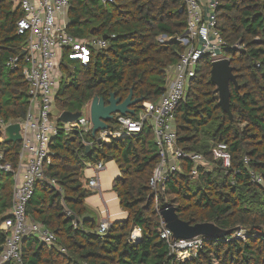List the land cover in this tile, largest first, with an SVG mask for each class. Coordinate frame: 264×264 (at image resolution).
<instances>
[{
  "label": "trees",
  "instance_id": "obj_1",
  "mask_svg": "<svg viewBox=\"0 0 264 264\" xmlns=\"http://www.w3.org/2000/svg\"><path fill=\"white\" fill-rule=\"evenodd\" d=\"M70 5V21L79 19L68 26L74 37L84 41L108 36V40L107 48L93 50L87 66L74 61L62 65L57 110L80 113L94 96L109 105L112 95L124 101L132 91L134 99L143 101L132 106L135 114L129 115L136 117L143 103L157 102L167 89L169 69L185 49L176 40L187 29L183 1L70 0ZM21 15L11 0H0V117L5 121L25 119L30 106L22 69L6 67L24 48L25 40L16 32ZM217 19L227 46L223 57L230 59L239 84L238 91L230 86L231 118L219 105L217 87L211 82L212 66L204 58L185 101L176 109L175 123L178 146L202 154L211 164L193 177V162L183 160V172L172 175L158 201L161 208L174 206L179 217L192 225L210 222L231 233L206 237L197 258L176 261L160 237V216L150 187L160 161L153 129L146 126L138 135L90 151L84 142L96 141L92 134L60 131L50 146L52 162L45 174L56 180L63 193L39 184L27 211L56 235L57 245L27 237L22 243L23 264H264V187L250 175L251 170L264 178V0H219ZM161 36L167 40L160 41ZM109 125L114 129L115 120ZM218 143L229 147L232 167L228 170L213 161L212 148ZM20 148L19 142L0 141L4 162L16 168ZM112 161L120 169L112 191L128 218L112 222L106 236L100 237L95 232L99 221L93 218L75 228L63 202L79 218L91 214L85 201L95 191L83 182L87 165ZM13 188V175L0 171V225L12 206ZM237 227L248 232L246 240L232 239ZM135 228L142 231L136 244L130 242ZM5 242L0 230V253Z\"/></svg>",
  "mask_w": 264,
  "mask_h": 264
},
{
  "label": "built area",
  "instance_id": "obj_2",
  "mask_svg": "<svg viewBox=\"0 0 264 264\" xmlns=\"http://www.w3.org/2000/svg\"><path fill=\"white\" fill-rule=\"evenodd\" d=\"M11 1L22 14L16 23V32L25 40L22 50L25 55L11 57L6 67L10 70L22 69L29 85L30 106L23 120L5 121L0 117L1 142L6 140V129L12 124L20 125L21 135L16 168L5 163V154H0V171L11 173L14 181L12 206L0 225V230L6 235L5 245L0 253V264H23L22 243L27 237H36L49 246L57 245L56 235L27 212L37 185L44 184L60 194L63 193L56 180L45 174V167L52 162L50 146L53 140L60 131L92 134L94 127L90 114L91 103L83 109L77 121L66 124L59 121L62 112L56 108V98L62 81L61 67L69 61L87 66L91 62L93 50L107 48V40L92 37L81 41L69 32L70 0ZM101 1L108 3L113 0ZM182 1L187 12V29L186 34L176 40L185 49L179 62L169 69H173L174 75L168 81L164 94L157 102L143 103L136 117L116 114L114 129L109 127L108 130L99 131L94 137L96 141L84 142L86 147L92 149L94 146L111 145L115 139L138 135L146 126L153 129L160 161L154 169L150 187L154 192L156 211L160 216V237L167 243L170 256L176 261L197 258L206 237L174 240L173 232L161 215V211L170 205L165 204L162 208L159 206V192L172 175L183 172V160L189 159L193 162L190 172L193 177H197L200 168L209 166L211 161L202 154L186 152L178 146L175 112L180 103L185 101L201 61L208 58L212 64L224 58L223 54L227 49L217 29L219 0ZM159 40H167V37L161 36ZM212 156L213 161L218 162L224 170L232 167V158L226 143L216 144L212 148ZM87 166L93 170L94 175L84 182L85 187L93 191L100 189V174L106 168V163H89ZM250 175L254 183L264 187V178L260 173L250 170ZM64 213L70 219L75 216L68 207H64ZM71 221L75 228L83 227L82 218ZM111 225L110 220L103 219L95 232L104 237ZM141 233V229L135 228L130 242H139ZM247 233L240 228L233 233L232 239L246 240ZM61 251L65 252V249Z\"/></svg>",
  "mask_w": 264,
  "mask_h": 264
},
{
  "label": "water",
  "instance_id": "obj_3",
  "mask_svg": "<svg viewBox=\"0 0 264 264\" xmlns=\"http://www.w3.org/2000/svg\"><path fill=\"white\" fill-rule=\"evenodd\" d=\"M79 22V19L71 20L70 23L74 24ZM94 30H92L93 34ZM104 40H108V36H103ZM22 56L25 55V51L22 52ZM211 82L217 87V93L219 97V105L224 112L228 113L231 118V84H233L236 91L239 90V84L237 78L234 74V68L231 66V61L228 58H221L214 61L211 64ZM143 102L140 99H134L133 92L131 91L130 95L126 100L121 101L112 95L109 100V105H106V102L94 96L91 107L90 114L91 120L94 125L92 130V135L95 137L99 131L108 130L110 125L109 122L114 121L116 114H132L135 112L132 109V106ZM82 113L72 114L69 112H63L60 116L59 121L62 123H73L81 117ZM6 143H16L21 141L20 135V125L12 124L6 129ZM101 144V141H99ZM91 149L87 147V151ZM163 220L165 221L167 227L173 232V239H195L198 237H208V238H222L231 233V231L223 230L219 228L214 223H199L192 225L189 222L183 221L174 206L170 205L168 208H165L161 211ZM78 216H72L70 220L77 219ZM93 217L90 214L85 215L82 218L83 222H88L92 220ZM240 229L239 227L235 228L234 231ZM138 243V242H137Z\"/></svg>",
  "mask_w": 264,
  "mask_h": 264
},
{
  "label": "crops",
  "instance_id": "obj_4",
  "mask_svg": "<svg viewBox=\"0 0 264 264\" xmlns=\"http://www.w3.org/2000/svg\"><path fill=\"white\" fill-rule=\"evenodd\" d=\"M173 75H174V71L172 69L169 71V80L173 78ZM90 103L86 104L85 106L87 105L89 106ZM85 106L83 107V109L85 108ZM93 175H94L93 170L87 176H85L84 173L83 181L86 182L89 178L93 177ZM118 175L120 176V169L118 165L117 166L115 165L114 171L109 172V174L103 176V180L105 181L104 185L102 184V180L100 177V185H101L100 189L95 190V194L87 198L85 201L87 206L92 210V213L90 215H92L93 218L99 221V223H101L103 219H108L112 223L114 221L125 220L128 218V213L123 211L120 207V200L117 194L112 191L113 181L116 179ZM110 188H111V192L107 194L108 197H104L102 193L108 191Z\"/></svg>",
  "mask_w": 264,
  "mask_h": 264
},
{
  "label": "rangeland",
  "instance_id": "obj_5",
  "mask_svg": "<svg viewBox=\"0 0 264 264\" xmlns=\"http://www.w3.org/2000/svg\"><path fill=\"white\" fill-rule=\"evenodd\" d=\"M218 54H220V50L218 52ZM86 107V106H85ZM59 112H61L60 110H58ZM86 113H88V111L86 110ZM115 165L117 166V164L115 162H110V163H106V169L101 173L100 177L102 180V184L104 185L105 181L103 180V176H105L106 174H109V172L114 171L115 169ZM92 169L90 167H87L86 171H85V176H87L89 173H91ZM119 176V175H118ZM117 176V177H118ZM116 177V178H117ZM84 178V177H83ZM115 179V178H114ZM84 182V181H83ZM111 192V188L108 191H105L102 193V195L104 197H108L107 194H109ZM106 193V194H105ZM100 198V197H99ZM64 207H67L66 203L63 202Z\"/></svg>",
  "mask_w": 264,
  "mask_h": 264
},
{
  "label": "bare ground",
  "instance_id": "obj_6",
  "mask_svg": "<svg viewBox=\"0 0 264 264\" xmlns=\"http://www.w3.org/2000/svg\"><path fill=\"white\" fill-rule=\"evenodd\" d=\"M137 233H139V232H137Z\"/></svg>",
  "mask_w": 264,
  "mask_h": 264
}]
</instances>
